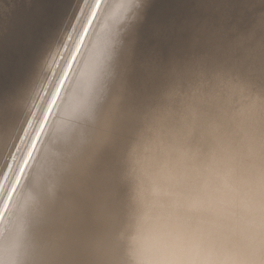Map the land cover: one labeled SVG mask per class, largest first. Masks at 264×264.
Wrapping results in <instances>:
<instances>
[{
  "label": "snow or ice",
  "instance_id": "snow-or-ice-1",
  "mask_svg": "<svg viewBox=\"0 0 264 264\" xmlns=\"http://www.w3.org/2000/svg\"><path fill=\"white\" fill-rule=\"evenodd\" d=\"M102 3L91 7L93 19ZM152 4L126 0L132 19L113 45L104 102L94 120L82 124L79 138L61 146L64 159L52 181L56 196L46 202L38 230L47 264H105L118 246L114 233L133 212V178L140 181L135 218L159 219L185 247L220 257L209 264H264V39L257 46L255 28L242 32L227 13L149 21ZM256 27L264 34V9ZM193 110L201 127L229 133L233 147L243 141L244 179L231 189H188L184 201L159 217L143 188L170 169L171 135ZM13 111V91L0 92V123ZM42 135L40 128L35 144ZM34 151L32 145L23 170L18 167L20 179Z\"/></svg>",
  "mask_w": 264,
  "mask_h": 264
},
{
  "label": "bare ground",
  "instance_id": "bare-ground-1",
  "mask_svg": "<svg viewBox=\"0 0 264 264\" xmlns=\"http://www.w3.org/2000/svg\"><path fill=\"white\" fill-rule=\"evenodd\" d=\"M81 1L0 0V92L13 91L14 95L13 114L0 123V264H47L46 245L38 237L46 212L44 192L64 159L61 146L79 138L82 124L92 122L96 108L104 102L106 83L112 78L113 45L132 19L124 6L126 0H103L94 19L89 18L95 0ZM194 1L192 11L202 17L219 15L218 6L226 3ZM258 1L248 0L252 10L234 17L242 32L255 28L257 46L264 39L256 27L264 9L253 6ZM156 6L153 0L149 21ZM67 35L70 40L63 46ZM182 103L181 96L177 108ZM181 124L169 141L173 145L170 169L143 188L159 217L184 201L188 189H231L244 179L243 141L233 147L224 129L201 127L194 110L187 121L181 118ZM21 127L25 131L20 132ZM40 128L43 135L35 144ZM32 145L33 158L20 179L17 169L27 163ZM15 181H19L17 189ZM139 184L133 178L129 185L133 212L114 233L118 246L109 251L105 264H124L125 254L130 259L127 264H209L220 259L195 245L185 247L179 237L164 231L159 219L135 218ZM12 187L16 192L9 196Z\"/></svg>",
  "mask_w": 264,
  "mask_h": 264
},
{
  "label": "rangeland",
  "instance_id": "rangeland-1",
  "mask_svg": "<svg viewBox=\"0 0 264 264\" xmlns=\"http://www.w3.org/2000/svg\"><path fill=\"white\" fill-rule=\"evenodd\" d=\"M81 3H83V0L81 1ZM156 3H157V6L155 9L152 10L150 20L158 19V18L164 17V16L181 15V14H195L192 11V7L195 4L194 0H158V1L156 0ZM257 4L259 7L257 6ZM257 4H255V5L252 4V5L255 6V8H257V9L264 7V0H259ZM251 10L252 9H251V6H250L248 0H226V3L224 5L218 6V13L219 14L227 13L228 15L232 16L233 18L236 17L241 12H244V11L247 12V11H251ZM71 29H72V27L69 28V32L71 31ZM61 31L64 32V28ZM62 38H64V36H62ZM59 39H60V37H59ZM69 40H70V38L67 35L63 41V44L62 43L61 44L64 46L66 41H69ZM9 165L11 166V162ZM48 185L49 186H48L46 192H44V195H45L44 202L45 203L49 200L54 199L53 193L56 191L54 189V187H52V183H50ZM129 261H130L129 257L125 254L123 256L124 264H127Z\"/></svg>",
  "mask_w": 264,
  "mask_h": 264
},
{
  "label": "water",
  "instance_id": "water-1",
  "mask_svg": "<svg viewBox=\"0 0 264 264\" xmlns=\"http://www.w3.org/2000/svg\"><path fill=\"white\" fill-rule=\"evenodd\" d=\"M89 19H91V16H90V18ZM89 22V21H88ZM60 86H61V83L59 84ZM59 88V87H58ZM54 100V99H53ZM47 114V113H46ZM42 124H43V121L41 122V125H40V127L42 126ZM27 157V156H26ZM25 163V162H24ZM24 163H23V165H22V167H21V170H23V167H24ZM18 180V179H17ZM16 182V181H15ZM13 187H12V189H11V191H10V194H9V196L11 195V193L13 192ZM8 196V197H9ZM2 214L0 213V216H1Z\"/></svg>",
  "mask_w": 264,
  "mask_h": 264
}]
</instances>
